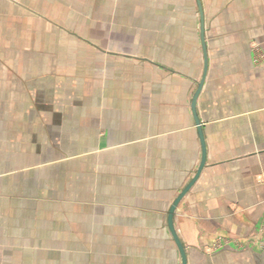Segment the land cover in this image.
<instances>
[{
    "label": "crops",
    "instance_id": "obj_1",
    "mask_svg": "<svg viewBox=\"0 0 264 264\" xmlns=\"http://www.w3.org/2000/svg\"><path fill=\"white\" fill-rule=\"evenodd\" d=\"M200 3L173 224L187 264H264V0ZM203 66L197 0H0V264H181Z\"/></svg>",
    "mask_w": 264,
    "mask_h": 264
},
{
    "label": "water",
    "instance_id": "obj_2",
    "mask_svg": "<svg viewBox=\"0 0 264 264\" xmlns=\"http://www.w3.org/2000/svg\"><path fill=\"white\" fill-rule=\"evenodd\" d=\"M198 4V9H199V14H200V39H201V45L203 49V56H204V66H203V73L201 76V79L199 80L197 87L195 91L193 92L192 98H191V110L195 119V123L197 125V130H198V135L200 139V144H201V160L200 163L197 167L196 172L194 175L191 177V179L187 182V184L180 190V192L176 195V197L173 199L172 203L169 206L168 212H167V226L169 228V231L174 239V242L179 250L180 256H181V264H187L186 260V253L184 246L179 238V236L176 233L174 224H173V215L175 208L181 198L184 196V194L187 192V190L191 187L193 182L196 180L198 177L204 163H205V156H206V148H205V142L203 139V134L201 130V125H200V120L196 115V109H195V104H196V99L197 96L201 90V87L203 85V81L205 79V73H206V67H207V56H206V50H205V39H204V32H203V16H202V9H201V3L200 0H197Z\"/></svg>",
    "mask_w": 264,
    "mask_h": 264
},
{
    "label": "built area",
    "instance_id": "obj_3",
    "mask_svg": "<svg viewBox=\"0 0 264 264\" xmlns=\"http://www.w3.org/2000/svg\"><path fill=\"white\" fill-rule=\"evenodd\" d=\"M254 48H259V45L257 43L252 44Z\"/></svg>",
    "mask_w": 264,
    "mask_h": 264
}]
</instances>
